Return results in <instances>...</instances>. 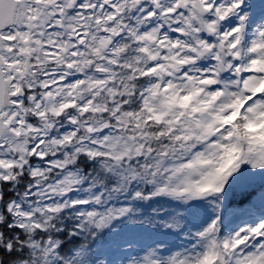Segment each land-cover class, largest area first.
<instances>
[{
  "label": "snow or ice",
  "instance_id": "1",
  "mask_svg": "<svg viewBox=\"0 0 264 264\" xmlns=\"http://www.w3.org/2000/svg\"><path fill=\"white\" fill-rule=\"evenodd\" d=\"M0 264H264V0H0Z\"/></svg>",
  "mask_w": 264,
  "mask_h": 264
}]
</instances>
